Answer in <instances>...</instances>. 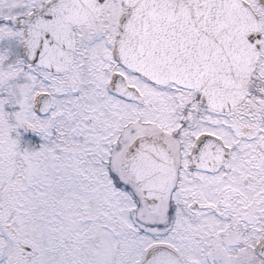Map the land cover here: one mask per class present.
Instances as JSON below:
<instances>
[{
	"label": "snow or ice",
	"instance_id": "snow-or-ice-1",
	"mask_svg": "<svg viewBox=\"0 0 264 264\" xmlns=\"http://www.w3.org/2000/svg\"><path fill=\"white\" fill-rule=\"evenodd\" d=\"M0 264H264V0H0Z\"/></svg>",
	"mask_w": 264,
	"mask_h": 264
}]
</instances>
